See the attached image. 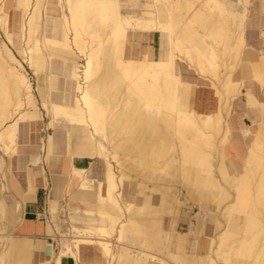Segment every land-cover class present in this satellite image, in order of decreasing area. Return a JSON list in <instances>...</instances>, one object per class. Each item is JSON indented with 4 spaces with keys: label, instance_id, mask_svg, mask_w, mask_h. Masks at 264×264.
<instances>
[{
    "label": "bare ground",
    "instance_id": "6f19581e",
    "mask_svg": "<svg viewBox=\"0 0 264 264\" xmlns=\"http://www.w3.org/2000/svg\"><path fill=\"white\" fill-rule=\"evenodd\" d=\"M152 2L155 18L144 20L127 16L121 0H0L5 192L12 194L7 159L18 153L22 124L44 117L53 131L47 160L57 151L54 132L63 129L68 156L85 157L72 153L79 140L102 165L101 176L90 178L71 164L69 190L80 192L83 216L60 233L58 248L41 247L34 264H264V102L257 98L264 49L246 40L250 2ZM164 34L161 56L152 44ZM53 61L62 78L56 94L46 84ZM200 83L215 97L211 111L198 109ZM236 97L261 117L239 133L231 123ZM31 162L39 165L41 155ZM19 199L0 201L5 235L20 216ZM48 199L56 213L58 201ZM0 264L33 263L5 248Z\"/></svg>",
    "mask_w": 264,
    "mask_h": 264
},
{
    "label": "crops",
    "instance_id": "0c3cea01",
    "mask_svg": "<svg viewBox=\"0 0 264 264\" xmlns=\"http://www.w3.org/2000/svg\"><path fill=\"white\" fill-rule=\"evenodd\" d=\"M44 1H46L47 4L49 2V0ZM248 1L250 2L248 4V16L249 13L254 12L256 17L250 22L247 20L246 28H253L250 31V38L254 40V43H256L254 46L261 50L264 49V38H262L264 37V0H259L258 3L253 4L252 0ZM121 2L123 4L125 14L131 18L144 20L155 18V15L152 12V0H121ZM174 15L177 17L176 12H174ZM51 26L52 23L47 22V28L49 29ZM163 38H166L168 43V37L164 34L162 37L154 36L152 44L155 53L161 56L168 53V48L166 52L162 50V47L164 46L162 41ZM55 67L56 66H53V68ZM47 78L48 80H46V84L51 87L52 92L54 94L59 92V85L62 81L61 75L59 73L56 74L49 71ZM192 80L196 79L192 78ZM260 91V89H257V93ZM38 96L40 102H42L39 93ZM197 98L198 109L201 112H208L216 107L215 97L208 86L200 85ZM260 100L264 102V91L263 99ZM244 115L248 116L251 120H260L258 109L253 108L252 105L249 106L248 112L244 113ZM44 119L45 117L42 121L26 125L22 124L21 126L18 153L14 155L12 159H7V170L12 194H7L5 192L4 181L0 178V201L5 199L6 203L9 205L13 203V197L21 199H19L21 202V213L19 218H16L13 227L9 230L7 235L0 232V257L2 256L3 249L6 248L13 258L17 255H23L26 258H30L31 263L33 264L44 252V248L41 247L54 242V236L59 237L60 232H69L71 230L72 223L75 222V216H83L85 208L82 206V202L80 200V192L76 186H74V190L73 187L69 190L68 174L70 172L71 164H73L74 167L85 169L88 177L90 178L101 176L102 173V165L98 163L97 159L92 158L94 152L88 146L87 148L83 147L81 144L82 142L79 140H74L72 153L74 154L75 152V155H82L83 153L85 157L76 156L72 159L65 153V144L67 143V140L63 129H57L54 132L57 151L50 158V160H47L49 134L46 136L44 135L46 134L42 125ZM242 121V118L233 117V128L243 126ZM36 132H39L41 135L43 134V137L35 135ZM61 132L63 134L59 135ZM32 154L41 155V162L39 165L32 164ZM68 162H70V164ZM41 168L44 169V173L41 171ZM30 169H32L34 177L29 176ZM32 181H34V184L36 185L34 190L30 188ZM130 192L129 188L127 190L128 198ZM50 196H53L58 201V211L56 213L50 211L51 208L48 199ZM186 211L189 212V209L185 210V212ZM77 223L79 225H84V222L81 220H78ZM64 261L65 262L63 264H72L71 260Z\"/></svg>",
    "mask_w": 264,
    "mask_h": 264
},
{
    "label": "rangeland",
    "instance_id": "374dc122",
    "mask_svg": "<svg viewBox=\"0 0 264 264\" xmlns=\"http://www.w3.org/2000/svg\"><path fill=\"white\" fill-rule=\"evenodd\" d=\"M258 2H259V0H252V4L253 3H258ZM44 3H46V1H44ZM174 12H176V11H174ZM255 17H256V15L254 14V12L249 13L248 21L250 22ZM176 21H179L178 17L175 18V22ZM176 25H177V23H176ZM252 29L253 28H251V27L246 28V30H247L246 39L248 40V43H249L250 46H254L256 44V43H254V40L250 38V31ZM1 33H2V39L6 40L4 33L2 31H1ZM162 41H163V44H164V46L162 47V50L166 52V50L168 48L167 40H166V38H163ZM15 53L18 56V58L22 61V59H21V57H19L18 53L16 51H15ZM53 64L55 65L56 61L51 62L50 67L54 66ZM182 66L185 67L184 69H188L185 64H183ZM25 68L28 71V73L30 75V78L32 79V82L34 83V87L36 89L37 85H38V83H37L38 80L36 79V76L34 75L32 70L29 69L28 65L25 64ZM50 72H54V73L57 74L59 72V70H56L55 68H50ZM184 73H185L186 76H189L190 78L198 79L200 82H202V80L199 78V76L193 70H187ZM263 91H264V86L261 87V91L257 93V98L258 99H263ZM35 94L37 95V97L39 99L37 91H35ZM39 102H40V100H39ZM232 105H233L234 111H233V114H232L231 123H232L233 117H236V118H242V120L244 119L242 121L244 127L245 126H247V127L254 126L253 125L254 123L252 122V120L248 116L244 115V113L248 112V109H249V106L247 105V101H246L245 97H240V99H239V97L238 98L236 97V99H234L232 101ZM47 123H48V118L45 117L44 121L42 122V125H43V128H44V132L46 133V134H44L45 136L48 135L49 133L53 132L51 129L47 128ZM233 130H234L233 131L234 133H239V129L238 128H233ZM254 134H252L250 137H254ZM35 135H37L38 137L39 136L43 137V134L41 135L39 132H36ZM250 142H251V140H247L246 139L247 145H249ZM214 161H215V159L212 158V162H214ZM7 179H9V177ZM193 211H189V213L192 212L191 214L192 215H196V216H200L201 215V212H199V210H195L197 213L199 212V214H194ZM187 215L188 214L186 213L185 217H187ZM59 237L58 236H54V238H55L54 242H51V244L55 245L56 248H58L60 246L61 242H62V240ZM184 242H185V240H184Z\"/></svg>",
    "mask_w": 264,
    "mask_h": 264
}]
</instances>
